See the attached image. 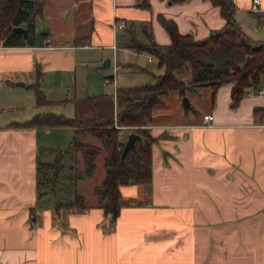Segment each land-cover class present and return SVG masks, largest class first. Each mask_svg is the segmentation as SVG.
I'll list each match as a JSON object with an SVG mask.
<instances>
[{
    "label": "crops",
    "instance_id": "0c3cea01",
    "mask_svg": "<svg viewBox=\"0 0 264 264\" xmlns=\"http://www.w3.org/2000/svg\"><path fill=\"white\" fill-rule=\"evenodd\" d=\"M232 2L233 18L243 33L264 41V0L256 11L252 0ZM42 3L36 24L39 19L46 30L39 40L35 33L33 46L0 44V264H264V95H245L234 109L229 106L231 84L162 96L147 126L156 138L151 181L119 188L115 221L98 200L87 204V195L77 187L74 196L85 198L86 209L55 210L57 201L74 196L43 204V197L54 193L37 184L39 165L49 163L42 161L43 134L49 127L12 125L51 113L35 103L29 112L13 113L28 96L27 73L32 83L40 80L46 97L74 83L76 88L83 77L88 87L82 99L62 103L80 102L83 120L114 115L118 88L151 83L163 72L151 55L125 48L128 32L135 31L145 42L146 28L158 45H168L170 37L158 19L162 15L175 22L180 34L200 40L224 26L219 7L210 0H148V8L139 7V0ZM118 21L126 25L115 31ZM106 59L109 66L100 68ZM109 68L114 75L107 74ZM175 76L190 79L188 70H177ZM104 77L113 78L112 93L102 85ZM206 115L213 117L211 122L203 120ZM118 127V138L126 142L132 128ZM82 140L101 146L90 134ZM105 155L102 150L97 156L102 167ZM69 157L70 171L81 170V155ZM67 175L73 184L71 173Z\"/></svg>",
    "mask_w": 264,
    "mask_h": 264
},
{
    "label": "trees",
    "instance_id": "16d2710c",
    "mask_svg": "<svg viewBox=\"0 0 264 264\" xmlns=\"http://www.w3.org/2000/svg\"><path fill=\"white\" fill-rule=\"evenodd\" d=\"M183 2L186 0H171ZM219 7L225 20L223 27L213 30L203 39L196 40L191 35L178 32L174 21L158 16L159 22L170 37V43L158 45L150 31L144 29L145 42H141L135 31L127 34L125 48L135 52H144L156 59L157 66L163 69L162 74L155 75L154 81L132 87L117 89L115 114L110 117H94L83 120L81 112L73 117L55 113L35 114L24 122L12 125L30 127H72L73 136L67 153H78L82 158V169L74 170V180L91 177L96 168V158L103 150L104 177L93 193L99 207L112 221L120 212L119 188L129 184H147L151 181V146L156 141L149 133L147 126L152 119V109L161 102L162 96L169 91H177L181 96L187 90L210 87L213 91L223 84H231L230 108H236L250 89L256 90L264 82V41L255 42L247 37L233 15L235 6L232 0H210ZM138 6L148 8V0H139ZM43 11L42 0H0V44L4 47L33 46L36 33V19ZM14 27L27 29L28 37L13 33ZM45 34H41L44 37ZM177 70H188L190 79L185 82L175 76ZM37 107H48L52 104L38 82L30 85ZM76 102L77 110L81 106ZM79 106V107H78ZM185 110L188 103L183 102ZM118 126L131 127L140 139L135 148L122 156L125 142L118 138ZM87 134L95 136L101 146L83 142ZM64 154H56L53 161L42 163L37 169L40 186L45 185L43 192L52 191L58 176L63 169ZM50 186V187H49ZM84 210L87 208L83 196L75 195L67 202L57 201L55 210L62 207Z\"/></svg>",
    "mask_w": 264,
    "mask_h": 264
},
{
    "label": "rangeland",
    "instance_id": "374dc122",
    "mask_svg": "<svg viewBox=\"0 0 264 264\" xmlns=\"http://www.w3.org/2000/svg\"><path fill=\"white\" fill-rule=\"evenodd\" d=\"M46 27L44 25V23H42L39 19L37 20V24H36V33L38 36L37 39L39 40V33L41 31H45ZM154 64H152L153 66ZM109 72L107 74H112V70L111 68L107 69ZM114 75V73H113ZM32 74L27 73L26 74V87L24 88V90L27 92L28 96L26 95L24 100H23V106L22 109H15L13 111V113H18V112H23V111H30L32 109V107L34 106V93L30 87L31 84L38 82L39 85L40 84V80H34V82L32 83ZM105 78V77H104ZM104 78H102L101 82L103 86H106L108 88V90L111 91L113 90V85L109 84V85H104L103 80ZM65 80L67 82H69V78H65ZM23 83V82H22ZM70 84V82H69ZM75 85V83H74ZM74 85L71 86L70 88H68L67 90H58L57 92H54V94H48L47 97H51L54 98L56 100H53L55 102H52V104L46 108H43L44 111H49L51 113H58L61 115H64L66 117H73L75 115L77 106L73 105V103H62V101L66 100V98L68 100L76 97L77 100L82 99V97L86 94L85 89L88 87L85 85L84 82V78L83 77H79L77 82H76V88H74ZM41 87V86H40ZM42 90V88H41ZM43 91V90H42ZM50 95V96H49ZM46 97V98H47ZM59 99V100H57ZM66 102V101H65ZM81 106V105H79ZM78 106V107H79ZM80 111V109H82V106L80 108H78ZM23 110V111H22ZM128 134V132L126 131L125 135ZM73 136V130L71 128H59V129H52V128H48L46 129V132L43 134V145L44 148L42 150V161H49L51 162L53 159V156L58 153H62L65 156V159L63 160V164H65V166L63 167L62 171L63 172L60 176V180L55 184V186L53 187V195H47L46 197H43L42 202L45 205H51L56 199H61V197L65 198V199H72L75 193V188L77 187L78 192L83 191L86 195H87V204H92L96 199V196L93 193V186L95 184H97L100 179H102L103 175H104V169L102 167V158L99 156L96 160V170L94 175L92 176V178L90 179H85V181L83 183H79V185H74L75 184V180L73 178L74 176V172L73 170L70 171V168H68V162H69V154L67 153L69 145H70V141L72 139ZM86 142H88L87 140H85ZM91 142V140H90ZM54 152V154H53ZM49 153H52V156L49 155ZM49 155V156H48ZM79 165V164H78ZM79 169V167L77 168ZM76 170V169H74ZM69 173H71L72 175V181L73 184H71V182L69 181V178L67 175ZM50 187V186H49ZM45 188V185H43V189Z\"/></svg>",
    "mask_w": 264,
    "mask_h": 264
},
{
    "label": "built area",
    "instance_id": "2783aa9c",
    "mask_svg": "<svg viewBox=\"0 0 264 264\" xmlns=\"http://www.w3.org/2000/svg\"><path fill=\"white\" fill-rule=\"evenodd\" d=\"M259 3V0H252V6H251V10L252 11H256L257 10V4ZM125 22L124 21H118V22H115L114 25H113V29L115 31H118V30H123L125 28ZM114 82L113 78H110V77H105L104 80H103V83L104 85H109V84H112ZM247 95H264V87H259L258 89L256 90H253V89H250L248 92H247ZM212 116L210 115H206V116H203V120L205 122H211L212 121ZM115 127L117 128V125L115 124ZM120 127H118L117 129H119ZM131 128V127H130ZM119 133H118V137H119Z\"/></svg>",
    "mask_w": 264,
    "mask_h": 264
},
{
    "label": "water",
    "instance_id": "95a60500",
    "mask_svg": "<svg viewBox=\"0 0 264 264\" xmlns=\"http://www.w3.org/2000/svg\"><path fill=\"white\" fill-rule=\"evenodd\" d=\"M13 33H19L22 34L23 38L26 39L28 37V32L27 29L24 27H14L11 31V34ZM110 64L109 59H106L105 61H103V63L101 64L100 68H104V67H108ZM21 85H23V83H20ZM140 137L136 134V133H130L127 137V140L124 144V148L122 151V156H124L126 154V152L130 149H134L135 148V142L137 140H139Z\"/></svg>",
    "mask_w": 264,
    "mask_h": 264
}]
</instances>
